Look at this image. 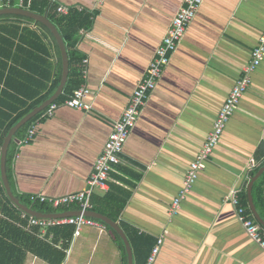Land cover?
Segmentation results:
<instances>
[{"label": "crops", "instance_id": "crops-1", "mask_svg": "<svg viewBox=\"0 0 264 264\" xmlns=\"http://www.w3.org/2000/svg\"><path fill=\"white\" fill-rule=\"evenodd\" d=\"M182 1L105 0L99 5L95 0L49 2L52 10L46 12L52 15L65 16L71 11L89 17V25L78 33L75 50L80 58L76 68L81 85L90 90L85 101L92 109L62 105L52 117H38L36 135L26 145L19 142L27 128L20 138L15 134L21 127L15 132L7 149L10 162L6 172L10 188L18 199L32 194L63 196L87 187L112 123L120 118ZM30 4L13 0L15 7L31 10L27 7ZM58 5L68 6L69 12L58 13ZM41 15L47 17L46 13ZM3 22L0 20V24ZM16 23L21 30L28 27L41 34L36 23ZM263 32L264 0H203L155 90L150 93L119 162L113 165L108 189L94 190L93 193L103 194L120 187L118 193L125 200L117 221L132 248L133 264H143L142 243L151 242L153 248L161 236L160 250L152 264H264V250L250 238L235 207L225 199L230 189L241 188L240 198L246 197L241 202L254 217L247 186L264 168V57L251 73L249 87L199 171L193 188L182 201L178 214L169 217L170 205L182 187L190 163L205 143L231 89L250 63ZM44 42L49 44L46 39ZM37 48L38 64H29L28 70L36 69L37 79L29 78L32 80L29 83L22 76L10 81L15 91L9 92L22 99L25 97L21 92L32 93L35 81H39L38 87L42 80L45 82L41 62L45 53L39 45ZM49 51L54 74L57 54L51 45ZM85 58L88 62L83 64ZM4 101L5 98L0 103ZM15 104L22 106L19 101ZM251 158L257 166L248 171L246 166ZM0 182L3 185L1 173ZM251 194L264 220V170L253 182ZM16 215L11 219L0 211V220L63 251L65 257L61 264H128L123 241L116 239L105 223L104 228L85 226L78 235H74L73 225L53 226L47 229V235L52 237L42 238L36 235L38 228H33L32 233L17 226L13 222L19 218ZM68 225L73 227V234L64 248L65 239L55 241L54 234L48 231ZM23 264L51 263L28 251Z\"/></svg>", "mask_w": 264, "mask_h": 264}, {"label": "built area", "instance_id": "built-area-1", "mask_svg": "<svg viewBox=\"0 0 264 264\" xmlns=\"http://www.w3.org/2000/svg\"><path fill=\"white\" fill-rule=\"evenodd\" d=\"M24 1L29 4L33 0H20L22 4ZM48 1L52 2L54 0ZM95 1L96 5H99L105 0ZM202 2L203 0L182 1L181 6L174 14L165 34L156 47L154 55L150 60L143 77L133 89L129 101L120 118L112 123L111 131L103 145L100 155L94 163V170L87 181V187L83 190L57 197L32 194L30 195L31 201L48 203L54 207L78 204L79 208L76 210L80 211L91 209V196L94 190L108 189L107 181L109 179V174L113 168V165L119 162V156L123 152L128 136L137 123V120L142 113L150 93L155 90L164 69L169 64L172 55L176 52L178 46L184 38L191 22L199 11ZM10 6H13V0H0V8ZM56 10L60 14H67L69 12V7L66 5H58ZM263 57L264 32L262 33L258 44L252 51L250 63L245 67L243 75L238 79L234 87L231 89L224 104L222 105L205 143L203 144L196 158L190 163L189 169L185 174L182 187L170 205V218L178 214L182 201L193 188L195 182L198 179L199 171L204 168L206 160L217 145L230 117L234 113V110L239 103L242 94L249 87L251 82V73L260 65ZM87 62L88 59L85 58L83 60V64H86ZM89 93L90 90L83 84L74 90V92L62 102L50 103L43 110V113L40 117H52L54 111L62 105L74 109L89 111L92 109V106L85 101V98L89 95ZM38 120H34L30 123L26 129L25 136L19 142L20 144H29L34 139L36 135V127L39 123ZM256 166V160L251 158L246 166V169L248 171L253 170L256 168ZM240 193L241 188L233 187L226 194L225 199L232 203V205L235 207L238 219L250 238L264 250V229L257 222V220L247 212L246 207H244L241 202ZM13 222L22 229L32 233L33 228H38L39 231L36 235L42 238H48L46 236L52 237V235H47L48 228L63 224L73 225L74 235H78L85 226H96L100 228L105 227L103 222L95 218L87 217L82 213L75 216L42 218L30 216L21 211V213H19V218L13 220ZM161 243L162 236L157 239L156 244L153 246L147 264H152V262L155 260V257L160 250Z\"/></svg>", "mask_w": 264, "mask_h": 264}, {"label": "trees", "instance_id": "trees-1", "mask_svg": "<svg viewBox=\"0 0 264 264\" xmlns=\"http://www.w3.org/2000/svg\"><path fill=\"white\" fill-rule=\"evenodd\" d=\"M49 2L51 1L33 0L27 7L36 13H46L47 18L56 26L64 40L69 60V73L63 93L55 100V102H62L70 96L74 90L79 88L82 83L79 77V72L76 68V64L80 61V58L75 50V44L78 41L79 31L84 28V26L87 27L89 25V17L88 15L75 14L71 11L65 16L56 15L54 13L52 15L50 12H46L47 9L52 10V6H49ZM80 18L82 19L80 20ZM0 20L4 21V24H0V83L3 84V87L0 86V93L2 95L1 99L5 98V101L0 103V143H2L3 138L13 125H15L34 107L41 104L53 94L61 76V58L54 37L51 31L44 24L36 22L28 17L12 14L0 15ZM20 21L36 23L37 27L41 31V34H39L35 29L28 27H23L21 30L18 23H16ZM8 22H10V24H6ZM44 38L55 49L57 54V72L54 74L53 70H55V68L53 69L52 63L48 59L50 54V45H47L44 42ZM16 39L18 42H16ZM37 45H39L40 50L45 53V59H41V62L44 63L43 68L45 69V82L42 80L40 82V87H38L39 81H35V86H31L33 88L32 93L25 95L21 92V95L25 97V99H22L9 92V90H14V86H11L10 81L11 79L15 80L16 78L22 76H25L29 83H32V80L29 78L37 79V77L34 76V74L36 75L38 72L36 69L28 71L29 64H38L39 56L35 53V51H38ZM9 62H11V64H9ZM17 101H19L22 106L26 105L23 110H20L22 106H16L15 102ZM4 108H7L8 110H5ZM42 113L43 112L38 113L30 121H28L17 131L15 136L20 138L25 128H28L30 123L40 117ZM9 162L10 156L8 153L6 159L7 172ZM118 188L120 187L117 186L116 188H112L103 194L93 193L91 196L92 210L102 213L112 220L117 221L120 213L122 212V201L125 200V198L122 199V194L118 193L121 191ZM244 198L241 197V200L244 199L246 201V197ZM19 199L21 203L43 213L75 210L79 208L78 204L53 208L45 203L31 201L30 196L27 198L20 197ZM0 204V211H2L5 216H9L11 219L15 218L14 216L16 213H21V211L10 201L1 182ZM110 230L114 234V237L121 241L119 235L113 229ZM48 232L54 234L55 241H58L63 237L65 239L63 247L67 248L68 241H70L73 234V227L69 225L57 227L50 229ZM141 247L143 250L141 254H143L145 261L152 249V243H142ZM28 251L33 255L50 262L51 264H61L65 257L63 251L54 249L49 244L38 241L32 236H29L10 226L5 221L0 220V264H23Z\"/></svg>", "mask_w": 264, "mask_h": 264}, {"label": "water", "instance_id": "water-1", "mask_svg": "<svg viewBox=\"0 0 264 264\" xmlns=\"http://www.w3.org/2000/svg\"><path fill=\"white\" fill-rule=\"evenodd\" d=\"M5 14H13V15H21L25 16L28 18H31L35 20L36 22H40L44 24L53 34L55 37L60 53H61V60H62V73H61V78L59 85L56 89V91L51 95L48 99L43 101L40 105L36 106L33 110H31L29 113H27L24 117H22L15 125H13L6 137L4 138L2 148H1V157H0V173H1V179L3 182V186L5 188L6 194L11 200V202L22 212L26 213L27 215L30 216H35V217H42V218H58V217H67V216H75L79 214H83L87 217L95 218L103 223H105L107 226H109L111 229H113L121 238L123 241V245L127 254V259H128V264H133V254H132V248L130 246L129 240L122 229V227L119 225L118 221H114L108 216L99 213L94 210H85V211H80V210H66L62 212H50V213H43L40 211H37L23 203L20 202V200L13 194L8 177H7V172H6V155H7V149L9 146V143L12 139V136L15 134V132L22 127L26 122H28L31 118H33L35 115H37L39 112L44 110L50 103L55 101L58 96L63 92L64 86L67 82L68 79V73H69V61H68V55L65 47L64 40L59 33L58 29L56 26L45 16L41 15L38 13H35L29 9H25L22 7H15V6H10V7H4L0 8V15H5ZM264 170V168L260 169L257 174H255L252 178L250 183L247 186V195H248V202L250 209L256 218V220L260 223V225L264 228V220L260 217L258 214L253 199H252V194H251V189L253 182L258 178V176L261 174V172Z\"/></svg>", "mask_w": 264, "mask_h": 264}]
</instances>
